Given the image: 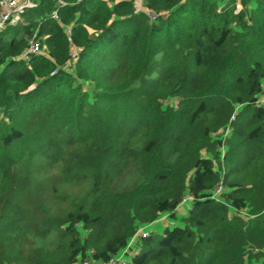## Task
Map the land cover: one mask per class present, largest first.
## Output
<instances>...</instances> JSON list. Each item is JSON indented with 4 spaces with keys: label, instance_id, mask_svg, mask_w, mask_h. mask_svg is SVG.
Here are the masks:
<instances>
[{
    "label": "trees",
    "instance_id": "1",
    "mask_svg": "<svg viewBox=\"0 0 264 264\" xmlns=\"http://www.w3.org/2000/svg\"><path fill=\"white\" fill-rule=\"evenodd\" d=\"M138 1L0 29V264H264V0Z\"/></svg>",
    "mask_w": 264,
    "mask_h": 264
},
{
    "label": "rangeland",
    "instance_id": "2",
    "mask_svg": "<svg viewBox=\"0 0 264 264\" xmlns=\"http://www.w3.org/2000/svg\"><path fill=\"white\" fill-rule=\"evenodd\" d=\"M32 0H30L31 2ZM30 2L28 4H30ZM6 4V0L4 2L3 5ZM26 5V4H23ZM143 5V1L139 0L136 3V7L138 8H142ZM15 14V13H14ZM264 97V96H263ZM218 192V191H217ZM192 202L187 201L186 203H181L178 208L175 211V217L167 214L162 215L158 220L148 224L147 226L144 227L143 231H145V233L147 234V232H152L153 234H159L164 232V230L169 227H173L176 225H180L183 226L184 223L181 220L182 217L186 216L188 214L189 209L191 208ZM136 236H138L137 234L135 235V237L132 238V240H130V244L123 250V252H120L117 257L122 260V261H126L127 263H129V257L130 255L134 254L137 251V245H136ZM139 237V236H138ZM130 246V248H129ZM83 264H93V262L91 260H86Z\"/></svg>",
    "mask_w": 264,
    "mask_h": 264
},
{
    "label": "built area",
    "instance_id": "3",
    "mask_svg": "<svg viewBox=\"0 0 264 264\" xmlns=\"http://www.w3.org/2000/svg\"><path fill=\"white\" fill-rule=\"evenodd\" d=\"M30 0H7L6 2V7L0 11V29L5 25V23L12 17L14 14L15 10L18 9L21 5L27 4ZM54 17H57L55 13H53ZM151 16V15H150ZM154 18L153 16H151ZM40 45L39 43L32 38L29 41V46L27 51L23 54V58L27 59L29 58V55L35 54V53H40ZM262 103L264 104V99L262 100ZM218 189L217 191H219ZM187 198L184 200L186 202ZM138 236H146L147 234L145 231H139L137 233ZM104 264H129L126 261L120 260L117 256H113L109 259L108 262Z\"/></svg>",
    "mask_w": 264,
    "mask_h": 264
}]
</instances>
